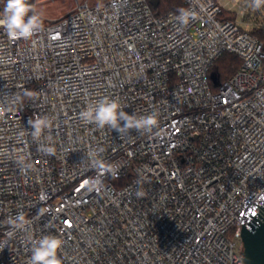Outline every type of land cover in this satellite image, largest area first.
<instances>
[{"label": "built area", "instance_id": "built-area-1", "mask_svg": "<svg viewBox=\"0 0 264 264\" xmlns=\"http://www.w3.org/2000/svg\"><path fill=\"white\" fill-rule=\"evenodd\" d=\"M184 4L187 25L151 0H77L30 41L0 29V264H27L45 235L62 264H245L236 240L264 190V5ZM225 52L241 65L214 89ZM104 97L156 127L84 123ZM37 117L52 121L38 138Z\"/></svg>", "mask_w": 264, "mask_h": 264}, {"label": "clouds", "instance_id": "clouds-1", "mask_svg": "<svg viewBox=\"0 0 264 264\" xmlns=\"http://www.w3.org/2000/svg\"><path fill=\"white\" fill-rule=\"evenodd\" d=\"M253 7L259 9L264 5V0H252ZM195 13L192 10L181 9L177 20L181 25H187L190 20H194ZM42 20L34 11L28 0H6V4L0 13V29H3L10 40L30 41L40 30ZM18 99V98H17ZM79 118L86 124H93L98 129L105 127L117 132L136 130L137 132L151 133L157 125V115L155 112L137 117L124 110V107L116 100L104 97L94 103L87 105L79 113ZM32 129L33 137H39L45 129H49L52 121L48 117L29 118L27 121ZM51 152V149H46ZM93 166L99 168L101 172H109L111 168H106L104 164L97 160L93 154H89ZM258 203H264V190L257 195ZM24 216L18 214L15 220L9 218L10 225H23ZM63 240L58 236L45 235L39 240L32 242L31 255L27 264H62L58 252L63 247Z\"/></svg>", "mask_w": 264, "mask_h": 264}, {"label": "trees", "instance_id": "trees-1", "mask_svg": "<svg viewBox=\"0 0 264 264\" xmlns=\"http://www.w3.org/2000/svg\"><path fill=\"white\" fill-rule=\"evenodd\" d=\"M185 7L184 0H158L156 5L152 4L154 14L161 15L169 11L179 12ZM231 16V14H224ZM252 33L264 44V28L255 27ZM241 65V59L234 53L225 52L215 62L210 71L212 87L227 80Z\"/></svg>", "mask_w": 264, "mask_h": 264}, {"label": "water", "instance_id": "water-1", "mask_svg": "<svg viewBox=\"0 0 264 264\" xmlns=\"http://www.w3.org/2000/svg\"><path fill=\"white\" fill-rule=\"evenodd\" d=\"M151 1L154 5L158 3V0ZM258 207L256 215L250 214L251 219L241 228L245 264H264V203Z\"/></svg>", "mask_w": 264, "mask_h": 264}, {"label": "rangeland", "instance_id": "rangeland-1", "mask_svg": "<svg viewBox=\"0 0 264 264\" xmlns=\"http://www.w3.org/2000/svg\"><path fill=\"white\" fill-rule=\"evenodd\" d=\"M34 11L43 21L57 19L77 7V0H28ZM82 2V0H79ZM98 0H89L90 4H96ZM228 237L236 240L233 232L228 233ZM238 245L242 244L241 238L236 240Z\"/></svg>", "mask_w": 264, "mask_h": 264}]
</instances>
